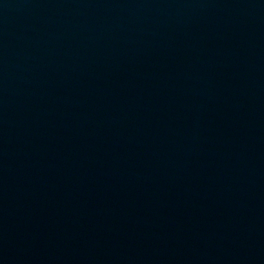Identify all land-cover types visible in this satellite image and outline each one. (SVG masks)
Wrapping results in <instances>:
<instances>
[{"label":"water","instance_id":"1","mask_svg":"<svg viewBox=\"0 0 264 264\" xmlns=\"http://www.w3.org/2000/svg\"><path fill=\"white\" fill-rule=\"evenodd\" d=\"M0 264H264V0H0Z\"/></svg>","mask_w":264,"mask_h":264}]
</instances>
